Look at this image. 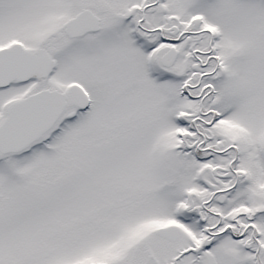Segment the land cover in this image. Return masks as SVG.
Wrapping results in <instances>:
<instances>
[{"label":"snow or ice","instance_id":"snow-or-ice-1","mask_svg":"<svg viewBox=\"0 0 264 264\" xmlns=\"http://www.w3.org/2000/svg\"><path fill=\"white\" fill-rule=\"evenodd\" d=\"M0 264H264V0H0Z\"/></svg>","mask_w":264,"mask_h":264}]
</instances>
